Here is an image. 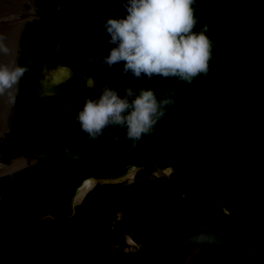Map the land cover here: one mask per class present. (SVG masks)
I'll return each mask as SVG.
<instances>
[{"label":"trees","instance_id":"1","mask_svg":"<svg viewBox=\"0 0 264 264\" xmlns=\"http://www.w3.org/2000/svg\"><path fill=\"white\" fill-rule=\"evenodd\" d=\"M124 2L39 0V5L51 29L73 23L80 38L77 44L87 47V37L103 29L85 16V10L92 7L104 23L108 17L124 15ZM194 8L203 21L197 30L207 25V35L216 47L208 74L192 84L175 78L134 79L123 73V62L114 68L101 67L100 59L115 46L108 45L107 38L94 65L82 63L88 52L66 54L64 48L65 57L76 55L79 63L74 72L57 81L56 73L48 75L50 58L57 41L74 28L54 33L42 19L29 22L21 57V66L29 71L21 78L13 125L1 144L2 158L8 160L30 151L72 148L89 140L75 120L82 102L75 92L83 87L81 71L88 67L100 92L105 85L118 91L120 86L137 92L149 88L158 97L174 91V99L230 113L228 150L213 184L195 201L169 209L165 264H170L189 236L203 230L264 245V0H196ZM57 65L53 70H58ZM67 103L76 106V111H65ZM219 133L216 118L166 111L154 134L146 135L133 149L125 130L117 127L100 150L2 199L0 264H153L156 206L168 195L201 182ZM117 135L120 142L113 139ZM166 166L173 168L168 176L162 174ZM134 170L137 176L121 180ZM88 173L97 183L75 205L73 197ZM131 232L144 241L143 246L136 254L114 255ZM190 264H264V256L207 244Z\"/></svg>","mask_w":264,"mask_h":264},{"label":"clouds","instance_id":"2","mask_svg":"<svg viewBox=\"0 0 264 264\" xmlns=\"http://www.w3.org/2000/svg\"><path fill=\"white\" fill-rule=\"evenodd\" d=\"M196 0H125L121 17H108L102 25L103 33L115 45L104 55L100 66L114 68L123 62V73L134 79L151 81L155 77L175 78L192 84L200 75H207L216 47L208 35V26L197 30L203 21L196 15ZM7 35L0 32V52L8 53ZM101 48L84 56L82 63L95 64ZM27 66L0 63V95L17 87L28 72ZM176 93L169 91L158 97L153 89L127 88L124 94L105 85L96 98H85L75 116L80 131L89 139L102 136L109 128L125 130L131 147L146 135L166 115V106L174 103ZM65 111H76L67 103ZM116 142L121 141L115 136Z\"/></svg>","mask_w":264,"mask_h":264},{"label":"water","instance_id":"3","mask_svg":"<svg viewBox=\"0 0 264 264\" xmlns=\"http://www.w3.org/2000/svg\"><path fill=\"white\" fill-rule=\"evenodd\" d=\"M35 19L45 21L39 0H0V32L7 35L8 53L0 52V63L10 66L21 65L24 35L29 22ZM21 89V80L17 87L0 95V205L2 199L10 192L35 179L58 173L78 160L100 150L112 137L115 128H109L102 136L89 139L85 143L57 151H30L14 156L8 160L2 158V142L7 138L16 113V103ZM165 111L191 116L212 117L220 122L218 144L210 167L201 182L190 189L175 192L164 198L153 213V227L156 235L153 249V264H165V255L169 242L168 212L170 207L184 205L198 199L207 191L216 179L226 157L230 138V113L227 114L215 106L196 104L182 99L166 106ZM94 184L88 180L80 189L78 199H82ZM207 244L230 247L250 255L264 256V245L250 242L241 237L214 231L203 230L189 236L180 246L170 264H190L199 251Z\"/></svg>","mask_w":264,"mask_h":264},{"label":"flooded vegetation","instance_id":"4","mask_svg":"<svg viewBox=\"0 0 264 264\" xmlns=\"http://www.w3.org/2000/svg\"><path fill=\"white\" fill-rule=\"evenodd\" d=\"M84 14L87 18L94 20L96 22V24L99 25L100 29H103L102 28L103 23L100 21L98 14H97V17H93L92 15H90V13L87 9L85 10ZM64 27H67V28L65 30H62V31H58V32L53 31V32L54 33H61V32L68 31L70 28H74V30H72V32L64 33L63 37H61L56 43V46L59 45L61 47V52H62V55L64 56L65 60L67 58L70 59V63H69L70 65H68V64L63 65L62 63H57L58 64L57 66H59L58 70L57 69L53 70V68L56 67V64L54 67H52V71L50 69L48 70V75L50 77L52 76L53 73H56L55 78L57 81L59 80V77L63 76L64 74L70 75L71 72H74L77 69L78 63H79L78 56L76 57V55L65 57L64 48H66V54L68 53V51H79L82 53H87V52L91 53L94 51V49L103 47L104 44L106 43L105 39L107 38V40H108L110 38L109 36L105 37L103 31L100 30V31H97V35H95L94 37H87L86 42H87L88 46L82 47V46L77 44V42L80 40V38L77 35L78 29H77L76 25L71 23V24H68ZM64 27H62V28H64ZM62 28H60V29H62ZM56 30H59V29H56ZM70 41H72V42L74 41V42L69 43ZM110 47L111 46L107 47V50H109ZM96 57H98V56H96ZM93 76H94V72L89 67L85 68L81 71V77L84 81V85L80 90H85L87 92V91L92 89V90H95L98 95H100L101 92L98 90L97 83L95 82L94 78H92ZM126 89H127V87L120 86V89H119L120 94L122 95ZM81 97H82V102H81L80 106H82L83 103L85 102L86 95H81ZM172 170H173V168L171 166H166L162 169V174L168 176V175L172 174ZM134 171H136V170H134ZM166 171L167 172L170 171V173L168 174V173H166ZM130 173H132V172H130ZM130 173L128 175H130ZM136 176H137V174H136ZM133 178H130L129 176L126 175L125 177L121 178V180L126 181V180H130ZM223 217H237V216H227L226 215Z\"/></svg>","mask_w":264,"mask_h":264},{"label":"rangeland","instance_id":"5","mask_svg":"<svg viewBox=\"0 0 264 264\" xmlns=\"http://www.w3.org/2000/svg\"><path fill=\"white\" fill-rule=\"evenodd\" d=\"M87 10L89 11L90 15H92L93 17H97V12L92 8V7H88ZM50 63H51V66L48 67V69H50L52 71V67L55 66V64L57 63H62L63 65H70V59L67 58L65 60L64 56L62 55V52H61V47L59 45H57L54 49V52L52 53V56L50 58ZM76 95H86V97H89V98H96L98 97L99 95L97 94V92L95 90H89V91H85V90H78L75 92ZM124 94V93H123ZM122 94V95H123ZM171 171V170H170ZM166 171V173H170ZM136 174V171H133L132 173H130V175H127L129 176L130 178H133ZM94 175L88 173L85 175L84 179H83V182L82 184L79 186L78 190H77V193L74 195L73 197V201H74V204L77 205V204H80L82 202V199H78V194L80 193V189L83 185H85V183L88 181V180H91L92 182H94V184L91 186V188L94 187V185L97 183V180H94ZM224 213L225 214H229V212H227L226 210H224ZM227 216H230V215H227ZM136 233H126L125 234V237H124V246H123V249L121 250L120 248L117 249L115 248L114 249V255L116 256H120L121 254H129V255H132V254H136L138 251H139V248H141L143 246V240L137 238L136 236Z\"/></svg>","mask_w":264,"mask_h":264}]
</instances>
